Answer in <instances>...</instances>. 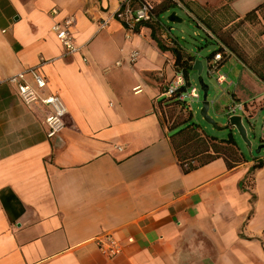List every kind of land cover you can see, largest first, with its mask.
Here are the masks:
<instances>
[{
  "label": "crops",
  "instance_id": "0c3cea01",
  "mask_svg": "<svg viewBox=\"0 0 264 264\" xmlns=\"http://www.w3.org/2000/svg\"><path fill=\"white\" fill-rule=\"evenodd\" d=\"M122 1L0 0V264H264V9L245 19L264 0H178L231 53L219 64L221 84L208 72L213 111L243 104L246 115H234L254 138L250 159L236 143L241 163L192 161L188 173L161 116L175 69L157 40L201 60L161 12L130 39L114 19L99 29ZM68 16L76 54L51 31ZM30 69L66 108V127L52 139L47 109L23 105L6 82ZM105 234L119 256L99 251L95 240Z\"/></svg>",
  "mask_w": 264,
  "mask_h": 264
},
{
  "label": "built area",
  "instance_id": "2783aa9c",
  "mask_svg": "<svg viewBox=\"0 0 264 264\" xmlns=\"http://www.w3.org/2000/svg\"><path fill=\"white\" fill-rule=\"evenodd\" d=\"M177 3V7H180L178 0H174ZM157 0H123L114 15L106 20H103L99 24V29L107 27L109 20H116L125 31V36L130 39L134 34V28L136 25L143 23H151L156 19L155 8ZM52 16L58 15V10L53 8L50 11ZM74 19L71 16L65 17L59 22L53 23L51 31L54 33L57 41L63 47L66 54H76L79 52V48L74 42V38L71 34V26ZM220 50L208 60V72L212 75H217L216 82L221 84L224 81V77L218 73L219 63L225 56L231 53L224 47H220ZM137 53H133L130 57V62L136 60ZM29 75L31 81L26 80V76ZM6 82L15 87L19 100L23 105L27 107L34 106L38 103L43 105L47 109V113L44 118V124L46 126V137L52 139L65 129L66 122V108L60 98L54 94H44L46 88L45 79L40 76L35 70L30 69L25 72L18 73L9 77ZM134 93L139 92L138 87L133 89ZM199 94L197 89L191 86L189 80L185 79L182 72L175 71L173 78L168 83L166 89L161 94V102H172L165 106L163 105L162 117L164 119L165 126H169L175 121V118L179 114L187 115L191 113V102L199 100ZM174 107L176 115L169 116L168 109ZM228 116L236 113L246 115L247 110L243 104L231 103L225 110ZM95 244L99 251L108 259L119 256L122 253L121 246L113 239L110 234H105L98 237L95 240Z\"/></svg>",
  "mask_w": 264,
  "mask_h": 264
},
{
  "label": "trees",
  "instance_id": "16d2710c",
  "mask_svg": "<svg viewBox=\"0 0 264 264\" xmlns=\"http://www.w3.org/2000/svg\"><path fill=\"white\" fill-rule=\"evenodd\" d=\"M171 6L177 7V3L174 0H162L160 5H156L155 12H163ZM260 9H264V5L249 12L245 16V19L253 17L255 12ZM139 25H136L134 28L135 32ZM157 44L162 51H169L172 54L175 71L182 72L188 82V75L193 57L185 54L178 46L167 47L162 45L159 40H157ZM217 52L218 50L214 51L208 58L211 59ZM259 77L264 81V76L259 75ZM190 119L191 113L184 115V118L179 121H176L175 119V121L169 126V130H171V144L183 173H188L195 169V166L206 164L219 157L225 159L227 167L229 168H232L243 161V157L231 134H229L228 138L225 140H218L214 137H209L199 125L189 122ZM192 161H196L197 165H193L191 163Z\"/></svg>",
  "mask_w": 264,
  "mask_h": 264
},
{
  "label": "rangeland",
  "instance_id": "374dc122",
  "mask_svg": "<svg viewBox=\"0 0 264 264\" xmlns=\"http://www.w3.org/2000/svg\"><path fill=\"white\" fill-rule=\"evenodd\" d=\"M171 15H175L179 20H181V22H171L169 20V17ZM159 17L161 23L170 28V34L177 38L178 43L185 50L196 55L203 62L204 70L201 73V78L203 84L208 87L207 100L212 101V98L216 93V85L208 75L206 58H208L214 51H217L218 46L214 42H212V40H210V38L206 35L201 27L196 25L195 21L192 20L190 15L184 9L176 6H171L165 11L161 12L159 14ZM189 82L191 86L197 89L200 97L198 101L191 102V119L189 122H193L199 125L206 135L217 138L219 140H225L228 138L229 134H231L238 146L241 148L246 159H250L251 156L247 145L243 143L235 130L217 129L218 127L223 128L226 122V117L224 116L223 110L222 112L220 111V113L217 114L213 111L212 105L209 108L208 115L214 120L217 128L213 125L208 124L200 115L202 91L196 72H189ZM167 111L169 116L171 117L172 115L173 117L176 115V111L173 106H171V108H169ZM183 118L184 114H179L175 119L176 121H179ZM248 139L250 142L254 140L251 132L248 133ZM256 148H254V151L256 150Z\"/></svg>",
  "mask_w": 264,
  "mask_h": 264
},
{
  "label": "water",
  "instance_id": "95a60500",
  "mask_svg": "<svg viewBox=\"0 0 264 264\" xmlns=\"http://www.w3.org/2000/svg\"><path fill=\"white\" fill-rule=\"evenodd\" d=\"M169 20L171 22L176 21L175 16L171 15L169 17ZM191 70L197 73L198 79H199V84L201 87L202 91V101H201V110H200V115L202 118L210 125H213L216 127V123L214 120L208 115L209 108L211 106V101L207 100L208 96V87L203 84L202 78H201V73L203 71V65L201 61L199 60H194L193 65L191 67ZM226 117V122L223 128H217L218 130L222 129H234L237 134L239 135L240 139L243 141L245 145H247L249 151H251V142L248 139V132L247 128L242 122V116L241 115H232L228 116L227 114H224ZM256 153L258 152V149L255 151Z\"/></svg>",
  "mask_w": 264,
  "mask_h": 264
}]
</instances>
